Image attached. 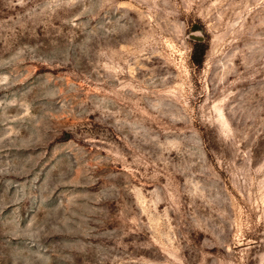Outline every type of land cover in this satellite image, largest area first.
I'll return each mask as SVG.
<instances>
[{
	"label": "rangeland",
	"instance_id": "374dc122",
	"mask_svg": "<svg viewBox=\"0 0 264 264\" xmlns=\"http://www.w3.org/2000/svg\"><path fill=\"white\" fill-rule=\"evenodd\" d=\"M0 264H264V0H0Z\"/></svg>",
	"mask_w": 264,
	"mask_h": 264
},
{
	"label": "trees",
	"instance_id": "16d2710c",
	"mask_svg": "<svg viewBox=\"0 0 264 264\" xmlns=\"http://www.w3.org/2000/svg\"><path fill=\"white\" fill-rule=\"evenodd\" d=\"M206 49L207 44L204 41L195 40L192 44V60L197 64L201 63Z\"/></svg>",
	"mask_w": 264,
	"mask_h": 264
}]
</instances>
